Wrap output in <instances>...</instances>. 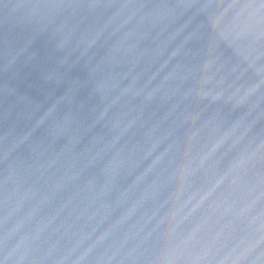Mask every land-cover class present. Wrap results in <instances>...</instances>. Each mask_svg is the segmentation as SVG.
Here are the masks:
<instances>
[{"label": "water", "instance_id": "1", "mask_svg": "<svg viewBox=\"0 0 264 264\" xmlns=\"http://www.w3.org/2000/svg\"><path fill=\"white\" fill-rule=\"evenodd\" d=\"M0 264H264V0H0Z\"/></svg>", "mask_w": 264, "mask_h": 264}]
</instances>
